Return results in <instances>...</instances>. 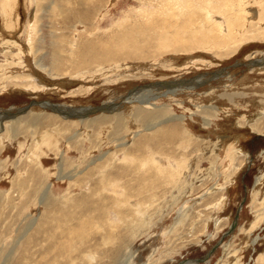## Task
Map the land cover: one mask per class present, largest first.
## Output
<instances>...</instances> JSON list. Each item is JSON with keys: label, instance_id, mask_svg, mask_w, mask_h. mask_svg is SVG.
<instances>
[{"label": "rangeland", "instance_id": "374dc122", "mask_svg": "<svg viewBox=\"0 0 264 264\" xmlns=\"http://www.w3.org/2000/svg\"><path fill=\"white\" fill-rule=\"evenodd\" d=\"M2 112L0 264H264V0H0Z\"/></svg>", "mask_w": 264, "mask_h": 264}, {"label": "bare ground", "instance_id": "6f19581e", "mask_svg": "<svg viewBox=\"0 0 264 264\" xmlns=\"http://www.w3.org/2000/svg\"><path fill=\"white\" fill-rule=\"evenodd\" d=\"M229 6H230V5H229ZM9 16H10V15H9ZM262 20H263V19H262ZM238 21H239V20H238ZM8 24H9V23H6V26H7V27L9 26ZM32 27H34V24H32ZM177 28H178V27H176L174 30H176ZM33 29H34V28H33ZM198 31H199V30H198ZM168 32H170V31H168ZM170 33H172V32H170ZM220 37H221V36H220ZM192 39H193V37H192ZM218 39H220V38H218ZM195 40H196V39H195ZM212 40H213V39H212ZM212 40H211V42H212ZM193 42H194V41H193ZM198 42H199V41H198ZM198 42H197V43H198ZM200 42H201V40H200ZM203 43H204V42H203ZM205 43H206V42H205ZM207 43H208V41H207ZM27 44H28V43H27ZM189 44H190V43H189ZM208 44H209V43H208ZM211 44H212V43H211ZM185 46H186V45H185ZM30 47H31V46H30ZM167 47H171V45L169 44V45H167V46H161V48H167ZM172 47H173V45H172ZM178 47H179V46H178ZM186 47H187V46H186ZM188 47H189V46H188ZM94 49H96V48H94ZM101 49H102V47H101ZM25 50H26V49H25ZM95 52H96V51H95ZM103 55H104V54H103ZM17 60H19V59H17ZM209 107H210V106H209ZM210 108H212V107H210ZM201 110H202V109H201ZM203 110H205V109H203ZM203 110H202V111H203ZM2 113H3V116L0 117V128H1V129H0L1 131H0V132L4 131V129H2V128H4V127H3V124H4V122H5V121L3 122V119H5V116H6L7 112H2ZM24 116H26V115H24ZM262 116L264 117V115H261V117H262ZM26 117H27V116H26ZM32 117H34V116H32ZM261 117H260V118H261ZM263 117H262V118H263ZM35 118H36V117H35ZM258 118H259V117H258ZM7 119H8V118H7ZM17 119H18V118H17ZM17 119H16V120H17ZM37 119H38V118H37ZM173 119H174V118H173ZM5 120H6V119H5ZM11 120H13V119L11 118ZM18 120H20V119H18ZM23 120H24V119H23ZM167 120H169V119H167ZM25 121H26V120H25ZM116 121H117V120H116ZM259 123H261V122H260L259 120H256L255 122H251L250 125H253V127L256 126V130H257V129H259V130H260V129H264V123L262 122L263 125L261 124L263 128H260L261 125H260ZM10 127H11V126H10ZM14 128H15V127H14ZM178 129H179V128H178ZM162 130H163V127H159V128L155 131V133H156V134L158 133V134H160V135H164V132H163ZM167 130H168L167 135H172V134H174V133H176V132L179 131V130L176 131V130L174 129V127L171 126V125H167ZM12 131H13V130H12ZM14 132H15V130H14ZM48 139H49V137H48ZM149 150H150V149H149ZM153 150H154V149H153ZM127 151H128V150H127ZM135 152H136V151H135ZM135 152H134V153H135ZM153 152H154V151H153ZM155 152H156V151H155ZM128 153H129V152H128ZM128 153H127V154H128ZM125 154H126V153H125ZM127 154H126V155H127ZM129 155H130V154H129ZM148 155H149V154H148ZM124 157H125V155H124ZM131 157H132V156H131ZM131 157H130V158H131ZM154 157H155V155H154ZM132 158H135L136 160L140 159V158H138L137 156L135 157L134 154H133V157H132ZM125 159H126V158H125ZM145 159H146V158H143L144 161H145ZM126 160H127V159H126ZM141 160H142V158H141ZM131 161H132V159H131ZM144 161H143V162H144ZM147 163H148V162H147ZM142 164H143V163H142ZM144 165H145V162H144ZM121 218H123V217L120 216V219H121ZM84 227H85V226H84Z\"/></svg>", "mask_w": 264, "mask_h": 264}]
</instances>
